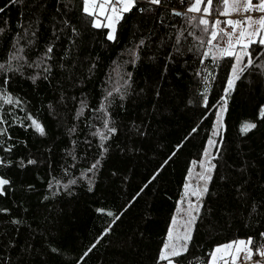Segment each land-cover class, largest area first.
<instances>
[{
	"label": "trees",
	"instance_id": "trees-1",
	"mask_svg": "<svg viewBox=\"0 0 264 264\" xmlns=\"http://www.w3.org/2000/svg\"><path fill=\"white\" fill-rule=\"evenodd\" d=\"M187 7L137 0L109 41L82 0H0V97L13 99H0V178L9 181L0 195V264L165 262L189 171L223 98L187 250L170 259L209 264L216 247L249 238L256 257L264 245V55L250 46L253 64L225 95L234 58L198 20L174 14ZM246 123L257 127L244 132Z\"/></svg>",
	"mask_w": 264,
	"mask_h": 264
},
{
	"label": "snow or ice",
	"instance_id": "snow-or-ice-1",
	"mask_svg": "<svg viewBox=\"0 0 264 264\" xmlns=\"http://www.w3.org/2000/svg\"><path fill=\"white\" fill-rule=\"evenodd\" d=\"M13 3L16 2V0H12ZM146 2L150 5L160 6L163 3V0H146ZM182 2L187 3L188 7L186 9L185 13L175 12V15H187V13H200L199 17L192 16L190 19L192 20H198V25H204V28L202 31L206 34H209L211 37V40H217L219 37V40L222 41L227 45L226 48L220 49L222 55L224 56H230L233 57L235 60V63L231 65V73L232 76L228 79V87L225 89V95H227L229 89L233 87V81L234 79H239V73L245 71L249 66L253 64L252 59V53L248 51L251 45L258 44L261 47V51L258 53V56L264 55V35H261L262 32H264V15L259 16L258 18L254 19L251 15L245 16L242 20H219L215 19L213 21H209L205 17L212 14L214 11L217 16L220 15H228V11L225 8H221L220 5L224 4L227 5L229 3V0H216L217 7L215 9H212L213 0H182ZM201 5H203V8H201ZM134 7H137V0H82V12L83 14L89 18V23L93 28H100L105 27L111 29L107 35L106 38L109 41L115 40V25L119 23V21L123 18L124 13L131 12ZM232 9L236 12L240 13H248V12H259L264 14V0H258L257 3H254L253 0H232ZM140 11H144L145 9L140 8ZM211 10V11H210ZM0 11H3V9H0ZM100 16H103L104 19L107 21V23L101 22L99 19ZM211 23V31L209 29V24ZM220 24H224L226 27L220 28L218 27ZM247 25V28H251V31H247L246 28L243 26ZM254 25H258V27H253ZM237 27H240L241 30L239 32V36L235 40V44L240 45L241 52L243 55H235L233 48H234V42H233V36L235 35V30ZM227 28H231L233 31L229 32L227 31ZM0 32H3V29L0 28ZM227 37V39H224ZM256 37H259L257 40ZM210 42V41H209ZM143 43V41H141ZM214 47H219V45H214ZM18 52L22 51V49H17ZM52 52V47H49L47 49V53ZM47 55V54H46ZM208 53H204V56L206 57ZM248 57V63L244 65V68H239L238 65L243 62V57ZM50 58V57H47ZM258 58V57H257ZM23 59L22 56L19 55H13L10 57V60H20ZM4 64H0V69H4ZM9 71L13 70L11 63L8 65ZM47 70V69H46ZM5 83L7 81L5 80ZM116 91H119V89H115ZM112 93L109 92L108 95H111ZM0 99H3L4 103L12 104L13 99L10 96H2ZM86 106L82 104L80 113L84 111V108ZM103 110V109H101ZM226 110V108H225ZM261 117L264 118V107L260 110ZM28 119L31 120V126L35 128V130L40 134L44 135L45 130L42 127V125L37 122L35 119H32L31 117H28ZM4 122V121H0ZM105 128H108V123L105 121ZM257 125L255 123H246L242 127V131L248 132L252 129H255ZM109 132H115L114 128H108ZM102 139L105 138L103 133H100ZM210 143H212L210 141ZM29 163H33L32 161H29ZM97 163H94L91 167L94 169L97 166ZM203 179V177H202ZM9 181L6 179H0V195H3V186L7 185ZM74 183V181H73ZM67 187V185L65 186ZM206 191V189H205ZM108 215H112V213H108ZM119 217L117 216L116 219ZM193 220L195 217L192 218ZM175 222V221H174ZM261 236H264V233L261 234ZM169 237H171V232H169ZM185 240L190 239V236H185ZM244 241H234L227 245H223L224 248H232L233 244H243ZM249 244H251V238H249L248 241ZM170 247L169 244L164 245V249L167 250ZM186 245L182 246L181 248L177 249L175 247L172 248V251L165 254L164 251L161 252L160 259H166L167 256H179L183 252H185ZM217 251L220 249L217 248ZM257 254L264 257V245L261 246L260 249L257 250ZM87 255V253H85ZM248 259L251 258V253L246 257ZM171 264V262H170ZM257 264H260L258 261Z\"/></svg>",
	"mask_w": 264,
	"mask_h": 264
},
{
	"label": "rangeland",
	"instance_id": "rangeland-1",
	"mask_svg": "<svg viewBox=\"0 0 264 264\" xmlns=\"http://www.w3.org/2000/svg\"><path fill=\"white\" fill-rule=\"evenodd\" d=\"M257 2L258 1L254 3H257ZM220 7L227 9L228 15L215 16V19H219L221 21L226 20V19H231L235 21V20H242L245 17L246 13L236 12L232 9V0H229V3L227 5L221 4ZM185 12L186 11H184V13ZM248 13L250 14L255 13L256 15H251L254 19L258 18L261 15H264L259 12H248ZM188 15H190L191 17L192 16L199 17L200 13H188ZM99 19L101 20L102 24L107 23V21L104 19L103 16H100ZM223 27H226V26L222 24V28ZM243 27L246 28L247 31L252 30L251 28H247V25H244ZM253 27H258V25H254ZM115 28H116V25H115ZM107 29H108L107 31L111 30L109 28ZM240 30L241 28L237 27L235 30V35L233 36V42H234L233 51L235 55H243V53L241 52L240 45L235 44V40L239 36ZM227 31L231 32L233 30L231 28H227ZM261 35H264V32H262ZM225 39H227V37ZM256 39L258 40L259 37H256ZM226 47L227 45L224 43L223 48H226ZM212 53L214 56L217 55V53H214V52ZM245 57L246 56L243 57V60ZM234 63H235V60H234ZM241 64H243V62L237 66L238 69L242 68ZM225 101H226L225 98H223L221 104H219L220 106L218 108L217 115L215 117L216 120H215L214 130L212 131L210 139L208 143L206 144L207 146L205 148L204 153L202 154V157L200 158V160L193 163L191 171H189L188 178H187V184H185L186 189H185L184 195L183 197H180L181 199L179 201L176 214L173 218V224H171L170 229H169V232H171V237H169L168 235L167 237L168 239L166 243L169 244L170 247L167 250L163 249L166 255L172 251L173 247L179 249L182 246H185L188 240H185L184 237L186 235L190 236L191 234L193 223H194V220L192 218L195 217L196 212H197L196 210H198L200 206L201 199L204 195L205 189L207 188V185H208L207 183L212 173L211 170H213L212 151L214 149V145H215L214 143L216 142L218 135H220L222 131V126H223L222 119H223V113H224V108H225ZM210 141L212 143H210ZM239 241H243V240H239ZM244 242L245 243L243 244H233L232 248H229V251L226 257L229 258L231 255L232 259L228 261L232 263H236L239 260V258H244V260L247 261L248 264H257L258 261H251L254 259V257H253V252L251 248H249L250 247L249 243L246 241ZM222 246L218 247L220 249L218 253L220 252L221 255L223 254V251L221 250ZM216 249L217 247L214 249V252L217 251ZM249 253H251L250 259L246 258L249 255ZM171 257L173 256H167L166 259H162L165 262L161 264H170V262L171 264H174L173 260L170 259ZM234 258H237V260H234ZM208 262L209 264L213 263L211 262V260ZM226 262L227 261H225V263ZM259 262L260 264H264V261H259Z\"/></svg>",
	"mask_w": 264,
	"mask_h": 264
},
{
	"label": "crops",
	"instance_id": "crops-1",
	"mask_svg": "<svg viewBox=\"0 0 264 264\" xmlns=\"http://www.w3.org/2000/svg\"><path fill=\"white\" fill-rule=\"evenodd\" d=\"M224 247H221V250L223 251V254L221 255L220 252L218 253V251H215L213 252V257L211 255V262H213L212 264H225V261H228V260H231L232 256L230 255V257H226L228 251H229V248H225L223 249ZM234 260H237V258H234Z\"/></svg>",
	"mask_w": 264,
	"mask_h": 264
},
{
	"label": "built area",
	"instance_id": "built-area-1",
	"mask_svg": "<svg viewBox=\"0 0 264 264\" xmlns=\"http://www.w3.org/2000/svg\"><path fill=\"white\" fill-rule=\"evenodd\" d=\"M248 15H256V14L255 13H253V14H250V13L245 14V16H248ZM251 261H264V257L260 256L259 254H256V257H254V259L251 260ZM225 264H248V262L245 261L244 258H239V260L236 263H232L230 261H227Z\"/></svg>",
	"mask_w": 264,
	"mask_h": 264
}]
</instances>
